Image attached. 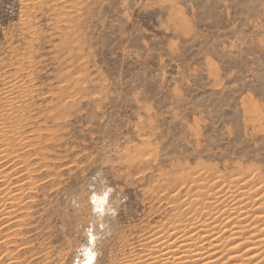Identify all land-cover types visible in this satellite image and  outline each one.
<instances>
[{
  "label": "rangeland",
  "instance_id": "rangeland-1",
  "mask_svg": "<svg viewBox=\"0 0 264 264\" xmlns=\"http://www.w3.org/2000/svg\"><path fill=\"white\" fill-rule=\"evenodd\" d=\"M0 102V264H126L232 179L251 226L217 252L263 249L264 0H0ZM98 170L126 199L93 227Z\"/></svg>",
  "mask_w": 264,
  "mask_h": 264
},
{
  "label": "bare ground",
  "instance_id": "bare-ground-1",
  "mask_svg": "<svg viewBox=\"0 0 264 264\" xmlns=\"http://www.w3.org/2000/svg\"><path fill=\"white\" fill-rule=\"evenodd\" d=\"M2 77V76H1ZM5 84H7V83H5ZM4 84V85H5ZM10 84V83H9ZM14 84V83H13ZM12 84V85H13ZM16 84V83H15ZM7 87V86H6ZM12 87V86H11ZM15 87V86H14ZM2 88H4V87H2ZM28 88V87H27ZM12 89V88H11ZM16 89H18V88H16ZM23 89V88H22ZM4 90H6V89H4ZM3 90V91H4ZM28 90V89H27ZM6 91H8V90H6ZM11 91V90H10ZM13 91H14V89H13ZM25 93H26V91H24ZM10 93V92H9ZM21 93V92H20ZM23 93V92H22ZM31 93V92H30ZM5 94V93H4ZM6 95V94H5ZM14 95V94H13ZM25 95V94H24ZM10 96V95H9ZM15 96H16V94H15ZM18 96V95H17ZM20 96V95H19ZM22 96V95H21ZM28 96V95H27ZM7 97V96H6ZM6 97H4V99L6 100V103H10L11 105H12V103L10 102V100L11 99H9L8 97L6 98ZM23 97V96H22ZM25 97V96H24ZM23 97V98H24ZM20 99V98H19ZM17 100V99H16ZM23 100V99H22ZM21 101V100H20ZM20 101H17V103L18 104H20ZM3 102V101H2ZM1 103V102H0ZM5 103V102H4ZM3 103V104H4ZM13 103H14V101H13ZM23 103V102H22ZM16 104V103H15ZM17 105V104H16ZM3 106H5V105H3ZM8 106H9V104H8ZM26 106V105H25ZM5 108H6V106H5ZM5 108H3V109H5ZM12 108V107H11ZM15 108V107H14ZM14 108H13V110H14ZM16 108H18V106L16 107ZM20 108V107H19ZM1 109V108H0ZM7 110V109H6ZM5 110V111H6ZM9 110V109H8ZM7 110V113H9V112H11V111H8ZM19 110V109H18ZM17 110V112H19ZM1 111V110H0ZM4 110H3V112H5ZM20 111H22V110H20ZM2 112V111H1ZM16 112V111H15ZM2 114H4V113H2ZM12 114V113H11ZM14 114V113H13ZM17 113H15V115H16ZM5 115H7L6 113H5ZM4 115V116H5ZM1 116V115H0ZM3 116V117H4ZM14 116V115H13ZM21 116V115H20ZM11 117V116H10ZM16 117V116H15ZM14 117V118H15ZM12 118V117H11ZM1 119V118H0ZM3 119V118H2ZM5 119V120H4ZM3 120L4 121H7V120H9L8 118L6 119V118H4ZM12 120V119H11ZM14 120V119H13ZM17 120V119H16ZM10 121V120H9ZM1 122V121H0ZM18 122V121H17ZM16 122V123H17ZM13 123V122H12ZM15 123V122H14ZM15 123V124H16ZM0 125H2V123L0 124ZM9 126H10V124H8ZM13 125V124H12ZM18 125V124H17ZM17 125L15 126V127H17ZM19 126V125H18ZM3 127H6V126H2L1 128H2V130H1V132L2 133H5L3 130L4 129H6V128H4L3 129ZM11 127V126H10ZM13 127V126H12ZM9 128V127H8ZM14 128V127H13ZM18 129V128H17ZM21 129V128H20ZM9 130V129H8ZM11 133H13V130L11 131ZM16 133V132H15ZM8 133L6 132V135H7ZM23 134V133H22ZM38 134V133H37ZM6 135H2V136H6ZM0 136H1V134H0ZM1 136V137H2ZM0 137V138H1ZM7 138V137H6ZM5 138V139H6ZM3 139V138H2ZM5 139H3V140H5ZM23 139V138H22ZM25 139V138H24ZM7 141V140H6ZM5 141V142H6ZM22 141V140H21ZM3 142V141H2ZM9 144V143H8ZM8 146V145H7ZM22 151V150H21ZM18 152V151H17ZM3 153V152H2ZM10 155V154H9ZM2 158V157H1ZM0 158V159H1ZM27 159V158H26ZM2 160V159H1ZM0 160V161H1ZM4 160V159H3ZM13 161V160H12ZM132 161H133V159H132ZM25 163V162H24ZM6 166V165H5ZM1 169V168H0ZM22 171V170H21ZM26 171V170H25ZM21 173V172H20ZM1 174V173H0ZM16 174V173H15ZM203 174V173H202ZM200 176V175H199ZM205 176V175H204ZM3 177V176H2ZM14 177V176H13ZM206 177V176H205ZM1 178V177H0ZM4 178V177H3ZM10 178V177H9ZM180 178V177H179ZM178 178V179H179ZM231 178H233L232 176L230 177V179ZM240 178V177H239ZM29 179V178H28ZM204 179V178H203ZM242 179V178H241ZM205 180V179H204ZM203 180V181H204ZM206 180H207V178H206ZM216 180V179H215ZM229 180V179H228ZM243 180V179H242ZM213 181V180H212ZM7 182V181H6ZM5 182V183H6ZM219 182V181H218ZM240 182V181H239ZM243 183H244V181H242ZM36 183V182H35ZM197 183V182H196ZM209 183V182H208ZM213 183V182H212ZM223 183V182H222ZM242 183V184H243ZM248 183V182H247ZM10 184V183H9ZM13 184V183H12ZM29 184V183H28ZM239 183H236V181L234 180V179H232L231 181H229V183H227L226 185H224V187L222 186L221 188H219L217 191L215 190L218 186H220V185H222L221 183H217V182H215V183H213V184H211V183H209V184H207L206 186H205V184L204 185H202L203 187V190L205 191V188H206V194H208V193H210L212 190H213V192H211V194L210 195H212V197L213 198H215L216 199V201H215V203H218L217 205L221 208L220 210H222V211H219L220 213H219V215L218 216H215V218H214V216L211 218V219H213V222L212 221H210V219L209 218H206V217H204L203 219L201 218L200 219V217H199V215H202V212H201V210H199L198 208H194V210H198L199 211V215H197V217L194 215L195 214V212H193L194 214H192V215H190L189 216V218H188V220L189 221H187V220H179L181 217H179L181 214H183L182 212H181V214L179 215L178 214V212H177V217L179 218L178 220H176V221H178V223L176 224V222L175 221H173V223H174V228H173V226H171L170 228H172V229H169L170 230V232H168V229H167V231L166 232H157V231H155V232H157V233H155L154 235H152V236H150L149 237V239L147 240V238H146V240L145 241H147L149 244H147L146 245V250H145V254H144V256L142 257H137L135 260H130V261H127L128 263H126V264H239V262L238 261H240V263H242L243 261H244V257H246L247 259H245V260H249V261H251V262H253L254 264H264V247H262L263 249H258V247H257V245H260V244H262L263 243V240H257V241H254V240H256V239H258V238H254V240H251V245L250 246H248V247H250V248H247V250L245 251L244 250V255L243 254H241V255H233V254H236L237 253V251L235 252V249L233 248V250H234V252L235 253H231L232 255H228L227 256V258L226 259H222L223 257H221L220 256V253H218L217 251L220 249V248H222V247H225V244H222V243H220V238H219V236H218V233H219V231L217 232V230H218V228H220V227H222L223 226V221H225V230H223V231H226L229 235H227V236H229V237H232L231 238V240H236V237L235 236H237V235H240V232H242L241 231V229H243V228H239L238 227V224H237V222L239 223L240 221H246V220H244L245 218L246 219H248L247 218V215H248V211H245V209L246 208H248L247 206H246V204L244 203L245 202V200H246V198H248L249 196L247 195V192L249 191V190H245L246 191V193H245V191H243L244 189H245V187L244 188H242V187H240V188H237V186L236 185H238ZM6 185V184H5ZM190 185V184H189ZM2 186V185H1ZM200 185H198V187H199ZM245 186V185H244ZM247 186H250V185H247ZM246 186V187H247ZM180 187V186H179ZM188 187V186H187ZM202 188L201 189H199V190H201V192H202ZM215 188V189H214ZM193 189V188H192ZM187 190V189H186ZM185 190V191H186ZM194 190H195V187H194ZM193 190V191H194ZM199 190H196V193L198 192V193H200L199 192ZM258 190H260V189H258ZM6 191V189L3 191V192H5ZM190 191V190H189ZM208 191V192H207ZM188 192V191H187ZM192 192V191H191ZM251 193V192H250ZM260 193V192H259ZM258 192H257V194H259ZM3 194V193H2ZM160 194V193H159ZM187 194V193H186ZM253 194V193H252ZM171 195V194H170ZM197 194H195V196H196ZM209 195V196H210ZM8 196V195H7ZM175 196H177V195H175ZM185 196V195H184ZM192 196V195H191ZM201 195L199 194V196H197L198 197V199H199V197H200ZM207 196V195H206ZM246 198H245V197ZM261 196V195H260ZM197 197H195L196 198V201H197ZM202 197V196H201ZM254 197V196H253ZM184 198V197H183ZM191 198V197H190ZM193 198V197H192ZM194 198V199H195ZM204 198H205V196H204ZM250 198L251 197H249V200H250ZM254 198H256V197H254ZM260 198V197H259ZM263 198V197H262ZM2 199V198H1ZM6 199V198H5ZM11 199V198H10ZM182 199V198H181ZM180 199V200H181ZM206 199V198H205ZM189 200V199H188ZM211 200V199H210ZM209 200V201H210ZM252 200V199H251ZM162 201V200H161ZM174 201V200H173ZM193 201H195V200H193ZM193 201L191 202L192 204H194L195 205V203H193ZM208 201V200H207ZM264 200H262V202H263ZM204 202H206V201H204ZM203 202V203H204ZM211 202V201H210ZM259 202V201H258ZM261 202V203H262ZM190 203V200H189V204H191ZM197 204H200L201 203V199H200V202H196ZM203 203H201V204H203ZM215 203H209V204H203L202 206H203V208H204V210L203 211H205V209H208L209 210V208H211V206H213ZM220 203V204H219ZM250 203V202H249ZM249 203H247V204H249ZM252 203V202H251ZM257 203V202H256ZM189 204H187V205H189ZM191 204V205H192ZM258 204V203H257ZM191 205L189 206V207H191ZM194 205H192L193 207H194ZM251 205L252 204H250V207H251ZM253 205H255V204H253ZM253 205H252V207H253ZM195 206H197V205H195ZM201 206V207H202ZM256 206V205H255ZM188 207V209H187V211H188V213H189V208ZM199 207H200V205H199ZM200 207V208H201ZM215 207H217V206H213V208L215 209ZM259 207V206H258ZM172 208H174L173 206H172ZM192 208V207H191ZM213 208L212 209H210L209 210V213L211 212V214L213 213ZM254 208V207H253ZM4 209V208H3ZM185 209V210H186ZM193 209V208H192ZM217 209V212L214 214V215H217V213H218V207L216 208ZM252 209V208H251ZM259 209V208H258ZM263 210V209H262ZM261 210V211H262ZM197 211V212H198ZM216 211V210H215ZM254 211V210H253ZM260 211V212H261ZM191 212V211H190ZM205 213H207L208 214V212L207 211H205ZM205 213H203V215H202V217L204 216V214ZM6 214V213H5ZM8 214V213H7ZM184 214H185V212H184ZM184 214H183V216H184ZM258 214V213H257ZM260 214V213H259ZM193 215L195 216V219L196 220H193ZM209 215V214H208ZM207 215V216H208ZM253 215V214H252ZM176 215L174 214L173 215V217H175ZM182 216V215H181ZM211 216V215H210ZM230 216H232V217H230ZM256 216H259V215H256ZM263 216V215H262ZM198 217H199V219H198ZM182 218H184V217H182ZM252 218V217H251ZM198 219V220H197ZM175 220V219H174ZM216 220H218V221H220V220H223L222 221V226H215L214 224H215V221ZM256 221H262V220H264V217H257L256 219H255ZM254 220V221H255ZM249 221V220H248ZM255 221V222H256ZM242 222H240L241 223V225H242ZM244 222H243V224H244ZM172 223V222H171ZM170 223V221H169V224H171ZM262 223V222H261ZM162 224V223H161ZM166 224V223H165ZM168 224V225H169ZM217 225L218 224H220L221 225V223H216ZM232 224L234 225V226H232ZM245 224L247 225H244L245 227H249V225L251 226V224H247L246 222H245ZM256 224V223H255ZM240 225V226H241ZM167 226V225H166ZM232 226V227H231ZM238 228H237V227ZM243 226V227H244ZM262 226V225H261ZM159 228L160 227H162V226H158ZM165 227V225L162 227V229ZM216 227V228H215ZM227 228H230L229 230H227ZM247 228H246V230L245 231H247ZM215 229H217V230H215ZM222 229L223 228H221L220 229V232H223L222 231ZM240 229V230H239ZM249 229V228H248ZM256 229V228H255ZM260 229V228H259ZM160 230V229H159ZM165 230V229H164ZM250 230H253V229H250ZM257 230H258V228H257ZM153 231V230H152ZM151 231V232H152ZM161 231V230H160ZM163 231V230H162ZM216 231V232H215ZM261 231V230H260ZM256 232V231H255ZM264 232V231H263ZM226 233V234H227ZM244 233V232H243ZM252 233V232H251ZM250 233V234H251ZM257 233V232H256ZM220 234V233H219ZM222 234V233H221ZM242 234V233H241ZM148 235V234H147ZM245 235V234H244ZM252 235V234H251ZM221 236V235H220ZM224 236V235H223ZM248 236H249V233H248ZM247 236V237H248ZM255 236V235H254ZM254 236H251V237H254ZM228 237V238H229ZM246 237V238H247ZM141 238V237H140ZM226 238V237H225ZM245 238V239H246ZM250 238V237H249ZM248 238V239H249ZM260 238V237H259ZM264 238V237H263ZM145 239V238H144ZM222 239H224V237L222 238ZM244 239V240H245ZM253 239V238H252ZM227 240V239H226ZM229 240V239H228ZM242 240V239H241ZM145 241H143V242H145ZM262 241V242H261ZM237 242H238V240H237ZM240 242V241H239ZM146 243V242H145ZM219 243V244H218ZM141 244V243H140ZM232 244H234V241H233V243ZM236 244V243H235ZM234 244V245H235ZM238 244V243H237ZM219 245L221 246V247H219ZM233 246V245H232ZM243 246H244V244H243ZM264 246V245H263ZM210 247V250H208V248ZM235 247V246H234ZM245 247H247V246H245ZM228 247H226L225 249H227ZM230 248V247H229ZM232 248V247H231ZM236 248V247H235ZM223 249V248H222ZM228 250V249H227ZM231 250V249H230ZM255 250H258V251H255ZM226 251V250H225ZM232 251V250H231ZM223 252V251H222ZM227 252V251H226ZM241 252H243V251H241ZM144 253V252H143ZM141 254V253H140ZM227 254V253H226ZM238 254V253H237ZM239 254H240V252H239ZM137 255V254H136ZM132 256V255H131ZM135 256V255H134ZM132 258H133V256H132ZM239 259V260H238ZM237 262V263H236ZM252 263V264H253ZM248 264V263H247ZM249 264H251V263H249Z\"/></svg>",
  "mask_w": 264,
  "mask_h": 264
},
{
  "label": "clouds",
  "instance_id": "clouds-1",
  "mask_svg": "<svg viewBox=\"0 0 264 264\" xmlns=\"http://www.w3.org/2000/svg\"><path fill=\"white\" fill-rule=\"evenodd\" d=\"M90 182L93 184H97V182H99L95 190V198L89 194L87 200L85 201L79 194H77L71 197L70 206L77 211L83 209L86 206H92L91 215L95 218L93 227H96L105 223L106 217H114L117 215L120 204L123 203V199H126V197L119 200V202H114L116 199L112 196L114 189L107 184L102 170H98L95 175L90 178ZM110 189L112 191H109ZM97 204H103L104 207H95ZM89 257L91 258V253L89 254Z\"/></svg>",
  "mask_w": 264,
  "mask_h": 264
}]
</instances>
